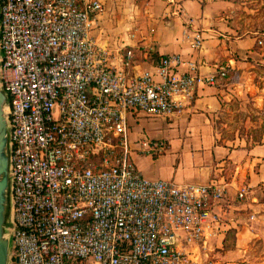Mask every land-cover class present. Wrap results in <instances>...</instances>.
<instances>
[{"label":"built area","instance_id":"1","mask_svg":"<svg viewBox=\"0 0 264 264\" xmlns=\"http://www.w3.org/2000/svg\"><path fill=\"white\" fill-rule=\"evenodd\" d=\"M104 0H0V85L12 146L9 264H218L226 184L151 178L129 157L127 113L168 116L216 83L180 52L130 72L135 52L95 32ZM200 31L192 45L199 49ZM262 43V40H260ZM148 51V49L146 50ZM149 51H154L150 47ZM159 154L162 139L139 140ZM243 187L238 197H246Z\"/></svg>","mask_w":264,"mask_h":264},{"label":"crops","instance_id":"2","mask_svg":"<svg viewBox=\"0 0 264 264\" xmlns=\"http://www.w3.org/2000/svg\"><path fill=\"white\" fill-rule=\"evenodd\" d=\"M104 3L95 32L111 45L126 42L134 48L131 73L152 68V57L171 52L194 60L203 76L227 67V76H218L216 83L200 82L192 95H179V105L171 115L130 110L129 157L151 178L177 183L224 182L226 195L213 205L222 215L211 241L214 257L218 264H264V134L254 140L221 132L228 111H238L247 99L262 107L264 84L252 73L257 55L264 61V51L260 53L256 47L264 39L257 41L254 34L239 33L231 20L230 0ZM196 31L204 37L199 49L192 45ZM145 137L164 140L165 150L159 154L141 151L139 140ZM243 187L246 197L239 198Z\"/></svg>","mask_w":264,"mask_h":264},{"label":"rangeland","instance_id":"3","mask_svg":"<svg viewBox=\"0 0 264 264\" xmlns=\"http://www.w3.org/2000/svg\"><path fill=\"white\" fill-rule=\"evenodd\" d=\"M230 2L231 20L239 33L254 34L258 36L257 41L259 37L264 39V0H230ZM113 5L115 6V4ZM263 46L264 42L256 43L260 53L264 51ZM257 56L258 60L254 62L257 63L253 67L255 72L252 74H254L255 79L262 80L260 83L264 84V61H260V55ZM247 100L246 104L242 103L243 107L238 111H228L227 118L223 119L227 122L224 129L221 130L223 135H242L259 140L264 134V99L260 101L262 107L255 106L253 99ZM239 105L234 106V108L239 107Z\"/></svg>","mask_w":264,"mask_h":264},{"label":"water","instance_id":"4","mask_svg":"<svg viewBox=\"0 0 264 264\" xmlns=\"http://www.w3.org/2000/svg\"><path fill=\"white\" fill-rule=\"evenodd\" d=\"M7 105L8 95L0 85V264H9L11 258L12 146L6 112Z\"/></svg>","mask_w":264,"mask_h":264}]
</instances>
